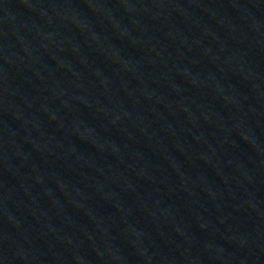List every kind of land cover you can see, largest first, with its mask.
Masks as SVG:
<instances>
[{"label": "water", "instance_id": "water-1", "mask_svg": "<svg viewBox=\"0 0 264 264\" xmlns=\"http://www.w3.org/2000/svg\"><path fill=\"white\" fill-rule=\"evenodd\" d=\"M0 264H264V0H0Z\"/></svg>", "mask_w": 264, "mask_h": 264}]
</instances>
